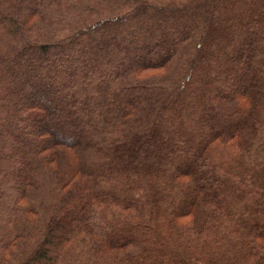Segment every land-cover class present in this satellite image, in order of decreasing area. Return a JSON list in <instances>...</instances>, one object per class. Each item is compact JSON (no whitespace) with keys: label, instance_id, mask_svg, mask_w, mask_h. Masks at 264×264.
Instances as JSON below:
<instances>
[{"label":"trees","instance_id":"trees-1","mask_svg":"<svg viewBox=\"0 0 264 264\" xmlns=\"http://www.w3.org/2000/svg\"><path fill=\"white\" fill-rule=\"evenodd\" d=\"M263 138L264 0H0V264H264Z\"/></svg>","mask_w":264,"mask_h":264},{"label":"bare ground","instance_id":"bare-ground-1","mask_svg":"<svg viewBox=\"0 0 264 264\" xmlns=\"http://www.w3.org/2000/svg\"><path fill=\"white\" fill-rule=\"evenodd\" d=\"M6 34V33H5ZM131 78V77H130ZM169 84V83H168ZM166 85V84H165ZM165 87V86H164ZM169 87V86H168ZM146 95V94H145ZM149 103V102H148ZM151 103V102H150ZM145 113H146V111H144ZM144 113V114H145ZM252 119V118H251ZM140 120V119H139ZM124 121V120H123ZM127 121V120H126ZM136 121V120H135ZM134 121V122H135ZM143 122V121H142ZM121 123V122H120ZM127 123V122H126ZM125 123V124H126ZM146 123V122H145ZM262 123V122H261ZM130 124V123H129ZM136 125V124H135ZM141 125V124H140ZM128 127H129V125H128ZM137 127H139L138 125H137ZM140 127H142V126H140ZM144 127H146V126H144ZM130 128V127H129ZM252 128V127H251ZM128 129V128H127ZM250 129V128H249ZM251 132V131H250ZM258 133V132H257ZM107 134V133H106ZM108 137V136H107ZM259 138V137H258ZM96 139V138H95ZM263 141H264V138H263ZM248 143V142H247ZM257 144V143H256ZM92 145V144H91ZM95 145V144H94ZM263 145V144H262ZM97 146V145H96ZM218 146V145H217ZM216 147V146H215ZM211 148V147H210ZM95 149H96V147H95ZM208 149V148H207ZM256 149V148H255ZM224 150V149H223ZM259 150V149H258ZM89 151V150H88ZM253 151V150H252ZM90 152V151H89ZM207 152V151H206ZM216 152V151H215ZM218 152V151H217ZM225 152V151H224ZM88 153V152H87ZM250 153V152H249ZM252 153V152H251ZM220 154V153H219ZM257 153H255V155H256ZM91 155H92V153H91ZM221 155H222V153H221ZM263 155V154H262ZM210 156V155H209ZM260 156V155H259ZM259 156H257V157H259ZM243 157V156H242ZM256 157V156H255ZM225 158V157H224ZM201 159V158H200ZM207 159V158H206ZM216 159V158H215ZM226 159V158H225ZM237 159V158H236ZM243 159V158H242ZM247 159V158H246ZM245 159V160H246ZM251 159V158H250ZM240 160V159H239ZM195 161V160H194ZM251 161H252V159H251ZM255 161V160H254ZM258 161H259V159H258ZM210 163V162H209ZM219 163V162H218ZM232 163V162H231ZM248 163V162H247ZM172 164V163H171ZM203 164V163H202ZM215 164V163H214ZM246 164V163H245ZM249 164V163H248ZM168 165V164H167ZM243 165V164H242ZM247 165V164H246ZM258 165H259V163H258ZM173 166V165H172ZM248 166V165H247ZM246 166V167H247ZM250 166H251V164H250ZM223 167V166H222ZM162 168V167H161ZM163 169V168H162ZM199 169V168H198ZM205 169V168H204ZM44 170H45V168H44ZM164 170V169H163ZM177 170V169H176ZM123 171V170H122ZM168 171V170H167ZM175 172V171H174ZM46 173V172H45ZM208 174V173H207ZM211 176V175H210ZM50 177V176H49ZM203 177V176H202ZM221 178V177H220ZM48 179V178H47ZM173 179V178H172ZM171 185H173V184H171ZM226 185H228V186H230L229 184H226ZM264 186V185H263ZM200 187V186H199ZM228 188V187H227ZM189 193H192V192H189ZM48 197V196H47ZM51 198H52V196H51ZM252 198V197H251ZM217 199V198H216ZM51 201V200H50ZM202 201H204V200H202ZM251 201V200H250ZM116 202V201H115ZM194 203V202H193ZM248 202H246V204H247ZM249 204V203H248ZM252 204V203H251ZM261 208V207H260ZM205 209V208H204ZM263 209V208H262ZM201 210H202V208H201ZM210 210V209H209ZM251 212V211H250ZM248 213H249V211H248ZM173 214V213H172ZM264 214V213H263ZM209 215H211V214H209ZM253 215V214H252ZM261 216V215H260ZM259 218V217H258ZM169 220V219H168ZM264 220V219H263ZM231 221V220H230ZM233 221V220H232ZM233 223V222H232ZM240 230V229H239ZM250 237V236H249ZM253 237V236H252ZM243 255V254H242ZM243 257V256H242Z\"/></svg>","mask_w":264,"mask_h":264}]
</instances>
